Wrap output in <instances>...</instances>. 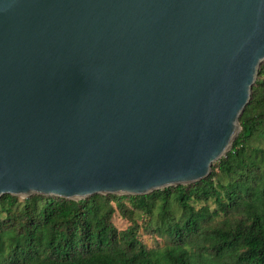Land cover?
<instances>
[{"label": "water", "instance_id": "water-1", "mask_svg": "<svg viewBox=\"0 0 264 264\" xmlns=\"http://www.w3.org/2000/svg\"><path fill=\"white\" fill-rule=\"evenodd\" d=\"M264 60V0H0V196L206 178Z\"/></svg>", "mask_w": 264, "mask_h": 264}, {"label": "trees", "instance_id": "trees-1", "mask_svg": "<svg viewBox=\"0 0 264 264\" xmlns=\"http://www.w3.org/2000/svg\"><path fill=\"white\" fill-rule=\"evenodd\" d=\"M239 124L230 150L191 184L79 200L0 196V264H264V60ZM116 210L130 221L123 230ZM136 215L161 246L142 243Z\"/></svg>", "mask_w": 264, "mask_h": 264}, {"label": "rangeland", "instance_id": "rangeland-1", "mask_svg": "<svg viewBox=\"0 0 264 264\" xmlns=\"http://www.w3.org/2000/svg\"><path fill=\"white\" fill-rule=\"evenodd\" d=\"M257 143H259L258 140H254L252 142V144ZM209 207L210 209H213L215 204L213 202H209ZM111 220L118 230H123L130 223V221L125 216L121 215L117 210L114 212ZM136 220L139 223L138 236L142 243H144L147 247L161 246L164 243L165 240L163 237H159L152 233L150 226L146 220H144L143 216L136 215Z\"/></svg>", "mask_w": 264, "mask_h": 264}]
</instances>
